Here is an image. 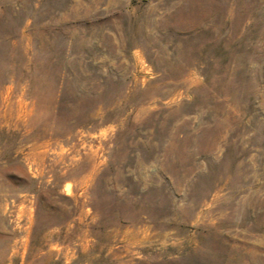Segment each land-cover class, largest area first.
<instances>
[{"label": "rangeland", "instance_id": "1", "mask_svg": "<svg viewBox=\"0 0 264 264\" xmlns=\"http://www.w3.org/2000/svg\"><path fill=\"white\" fill-rule=\"evenodd\" d=\"M0 264H264V0H0Z\"/></svg>", "mask_w": 264, "mask_h": 264}]
</instances>
